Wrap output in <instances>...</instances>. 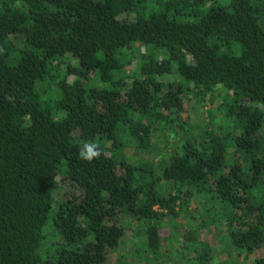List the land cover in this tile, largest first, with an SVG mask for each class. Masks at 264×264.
I'll return each mask as SVG.
<instances>
[{"label":"trees","instance_id":"1","mask_svg":"<svg viewBox=\"0 0 264 264\" xmlns=\"http://www.w3.org/2000/svg\"><path fill=\"white\" fill-rule=\"evenodd\" d=\"M121 215L140 264H264V0H0V264H107Z\"/></svg>","mask_w":264,"mask_h":264},{"label":"rangeland","instance_id":"2","mask_svg":"<svg viewBox=\"0 0 264 264\" xmlns=\"http://www.w3.org/2000/svg\"><path fill=\"white\" fill-rule=\"evenodd\" d=\"M206 110V107L202 106H190L186 107V113H185V121H188L190 123L199 122L201 120L208 121V113ZM187 122V123H188ZM124 152L127 155H130V160H137L135 157L136 154L131 148L125 147ZM134 154V156H133ZM59 191V192H58ZM63 188L57 190V195L55 194V198L62 196ZM195 205V204H194ZM121 222L124 224V227H128L126 217L121 215L120 216ZM184 219L182 218V221ZM181 231H178L177 234L179 235ZM137 233L133 231L132 229L126 228V233L123 237L122 242L116 249H112L109 254V259L107 261V264H140L141 259H145V257H142L141 259L138 258L139 255L136 254V244L140 245L142 243V240H140V236H137ZM140 252V250H138ZM174 251H176L174 249ZM172 252V251H171ZM141 253V252H140ZM120 254H122L120 256ZM128 254V255H127ZM172 254V253H171ZM174 255V254H173ZM175 256V255H174ZM171 257H173L171 255ZM156 261V259L154 260ZM175 261V260H174ZM124 262V263H122ZM176 262V261H175ZM146 264H149L146 262ZM156 264H172V262L168 259V256H163L158 258Z\"/></svg>","mask_w":264,"mask_h":264},{"label":"clouds","instance_id":"3","mask_svg":"<svg viewBox=\"0 0 264 264\" xmlns=\"http://www.w3.org/2000/svg\"><path fill=\"white\" fill-rule=\"evenodd\" d=\"M80 158L91 162L94 158L100 156V147L96 143L86 142L79 152Z\"/></svg>","mask_w":264,"mask_h":264}]
</instances>
